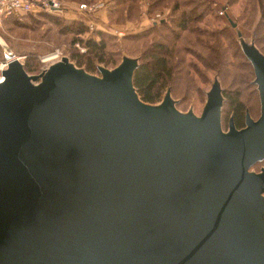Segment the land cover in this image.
<instances>
[{
    "label": "water",
    "instance_id": "water-1",
    "mask_svg": "<svg viewBox=\"0 0 264 264\" xmlns=\"http://www.w3.org/2000/svg\"><path fill=\"white\" fill-rule=\"evenodd\" d=\"M243 47L261 114L228 129L218 79L197 114L142 100L136 57L31 74L7 54L0 264H264V54Z\"/></svg>",
    "mask_w": 264,
    "mask_h": 264
},
{
    "label": "trees",
    "instance_id": "trees-1",
    "mask_svg": "<svg viewBox=\"0 0 264 264\" xmlns=\"http://www.w3.org/2000/svg\"><path fill=\"white\" fill-rule=\"evenodd\" d=\"M77 1L92 3L98 0ZM140 1L113 0L107 8L109 22L133 21L139 19L143 13H148L149 16L154 17L157 12H163L168 5L172 6V13L171 17L153 20L145 29L125 33L122 36L124 40L142 43L143 47L138 48L137 53H132L127 43L124 46L127 53H123L118 47V51L113 53L111 47L116 45L114 41L117 40V35L109 30L91 28L90 23L82 18L56 16L51 19L52 26L49 28L52 32L51 39L60 45H64L66 42L65 54L70 60L77 66L95 74H100V66L113 68L122 61L124 56L133 55L132 57L138 59V66L134 73V84L139 96L146 102H161L168 89H170L173 97V95L178 94L176 93L177 88H179V83H183V81L184 84L181 87L184 88V93L200 92L201 90V94H208L201 84H207L210 72H214L218 75L215 79L220 81L224 97L222 124L225 115L230 112L236 126L243 127L246 125L247 112L253 117L261 111L260 92L255 81V69L243 47L245 40L243 33L247 31L250 36L249 42L254 43L264 54V0H258L257 3L255 0H249L250 9H248V15L243 23L229 19L226 25L220 26L216 30L206 26L202 27L198 22L206 14L214 13L217 14L216 16H223L222 14L219 15V11L216 13V7L218 8L216 1L218 0H148L146 10L142 9V4H139ZM235 1L237 0H228L231 4ZM223 7L226 8V5H221V8ZM44 13L46 12L39 11L32 14H36L38 17ZM227 13L226 8L224 15ZM13 20H15V16L7 17L4 21ZM176 27L179 28V31L174 33ZM165 31H168L170 36H166ZM88 32H91L92 35L86 36ZM189 32L194 34L192 35L193 38L188 36ZM239 32L242 34L239 35ZM154 34H157L160 39L153 37ZM180 40L185 42L178 43ZM191 41L201 45V50L191 46ZM76 43L86 46V51H80V47H77ZM12 50V53L16 55L14 48ZM190 53L193 54V57ZM7 54L0 42V59H7ZM24 66L31 74H36L32 73L36 69L39 73L47 69L46 67L42 68V65L40 66L39 59L34 54L24 62ZM240 71L254 90L256 102L254 99H252L253 102L248 100V96L244 98L239 93V89L233 87V90L229 91V88L224 86L223 83H226L227 75L236 72L238 75L241 73ZM174 99L177 105L178 99Z\"/></svg>",
    "mask_w": 264,
    "mask_h": 264
},
{
    "label": "rangeland",
    "instance_id": "rangeland-1",
    "mask_svg": "<svg viewBox=\"0 0 264 264\" xmlns=\"http://www.w3.org/2000/svg\"><path fill=\"white\" fill-rule=\"evenodd\" d=\"M77 2V4L82 3L81 1L77 0H62V2ZM258 0H255L257 3ZM98 2V1H97ZM218 4V8L216 7V13L222 9L221 5H226L227 8V14L219 17L216 16L217 14H206L200 21L198 22L199 25L202 27H210L215 28L214 30L218 29L220 26L226 25L227 22H229V19H234L236 21H239L241 23L244 22L248 15V9L249 8V0H237L234 3H229L228 0H218L216 1ZM254 2V1H253ZM95 3V2H92ZM138 3V2H137ZM139 4H142V9L146 10L148 5V0H141ZM215 5V3H214ZM226 8L223 7L225 10ZM255 11H258V9ZM41 14V16H36V14H32L30 12L22 13L20 15H13L15 16V20L13 21H4L2 26L0 27V42L4 48V50L10 54L12 53V49L14 48L16 55L20 58L21 61L25 62L29 57H31L33 54L39 59L40 66L48 67L51 63L59 60L62 58V56L65 54V47H67L66 42L64 45H60L55 40L53 41L51 39V31L50 26H52L51 19H54L56 16H64L60 15V12H47ZM62 13V12H61ZM172 13V6H166L165 9L160 11V13L157 12V14L152 17L149 16L148 13H143L139 19L135 20H126L123 23H110V30L114 35H117V40L115 39L114 44L111 49L114 52H117L120 48L123 53H127L124 46L125 43L129 45L130 50L132 53H137L138 48L141 49L142 43L137 41H128L124 40L122 36H124L125 33H129L132 31H140L142 29H145V27L149 26L153 20H159L161 17H171ZM226 13V12H225ZM219 11V15H220ZM177 16V15H176ZM176 18V17H175ZM174 18V19H175ZM137 20V21H136ZM109 21V19H108ZM196 23V22H195ZM240 24V23H239ZM236 25V24H235ZM175 26V25H174ZM240 27V26H239ZM92 28V27H91ZM175 31H179V28L174 29ZM247 31H244L243 35L245 36V41H250V36L247 34ZM87 35H92L91 32H88ZM166 36H170V33L168 31H165ZM194 34L191 32L188 33V36L190 38H193ZM156 37L157 39H160L157 34H154L153 37ZM185 42L180 40L178 43ZM227 43V42H226ZM77 47L78 44L76 43ZM190 45V43H189ZM191 46L195 47L197 50H201V45L197 44L195 41H191ZM118 47V49H117ZM59 49L62 54L59 58H47L48 55H50L54 50ZM80 51L81 50L80 48ZM86 51V50H85ZM191 57H193V54H191ZM133 56V55H131ZM197 59V58H196ZM2 59H0L1 62ZM6 60V59H5ZM231 66H234V64H231ZM236 71V70H234ZM241 73L237 75L236 73H231L229 76L227 75L226 83H223L224 86L229 88V91L233 90V87L239 89V93L245 98L248 96V100L256 102L255 93L254 90H252L250 84L247 80H245V77H243L242 71ZM32 73H39V71H34ZM101 74V72H100ZM218 76L214 72H210V78L207 84L202 83V88L206 91V93L210 90L214 79ZM186 82V81H185ZM183 83H179V88H177L178 94L173 95L174 98L178 99L177 106L182 111H189L193 110L197 114H201L204 108V105L207 100V94H201L200 92L194 91L193 93L186 92L184 93L181 86H183ZM261 112V111H260ZM260 112L258 113L260 115ZM253 115L254 118H258L259 115ZM223 121V127L225 129L229 126V120L231 117V113L229 112ZM264 166V160L261 162H258L255 164L252 169L259 171Z\"/></svg>",
    "mask_w": 264,
    "mask_h": 264
},
{
    "label": "built area",
    "instance_id": "built-area-1",
    "mask_svg": "<svg viewBox=\"0 0 264 264\" xmlns=\"http://www.w3.org/2000/svg\"><path fill=\"white\" fill-rule=\"evenodd\" d=\"M99 2L87 3L82 2L79 4L81 9L94 11L98 8ZM38 8L40 11L47 12H61L63 10L62 0H0V27L7 17L13 15H20L22 13L31 12ZM221 14L224 13V9L219 10ZM81 50L85 51L86 46L77 43ZM62 52L59 49L54 50L47 58H59ZM21 57L19 56V59ZM9 58L0 62V81L4 78L3 70L8 67Z\"/></svg>",
    "mask_w": 264,
    "mask_h": 264
},
{
    "label": "crops",
    "instance_id": "crops-1",
    "mask_svg": "<svg viewBox=\"0 0 264 264\" xmlns=\"http://www.w3.org/2000/svg\"><path fill=\"white\" fill-rule=\"evenodd\" d=\"M113 0H98L99 6L94 11H89L81 9L77 2H65L63 1V10L60 15H64L70 18H82L90 23L92 28H101L105 30H110V23L107 16L108 5L112 3ZM40 10L38 8L31 11L32 13H37Z\"/></svg>",
    "mask_w": 264,
    "mask_h": 264
},
{
    "label": "bare ground",
    "instance_id": "bare-ground-1",
    "mask_svg": "<svg viewBox=\"0 0 264 264\" xmlns=\"http://www.w3.org/2000/svg\"><path fill=\"white\" fill-rule=\"evenodd\" d=\"M0 77H1V74H0Z\"/></svg>",
    "mask_w": 264,
    "mask_h": 264
}]
</instances>
